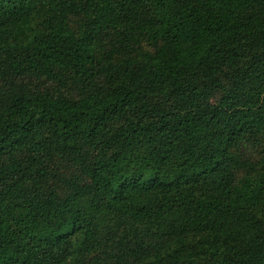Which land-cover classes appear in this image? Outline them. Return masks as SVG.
Returning <instances> with one entry per match:
<instances>
[{
	"label": "trees",
	"instance_id": "1",
	"mask_svg": "<svg viewBox=\"0 0 264 264\" xmlns=\"http://www.w3.org/2000/svg\"><path fill=\"white\" fill-rule=\"evenodd\" d=\"M0 264H264V0H0Z\"/></svg>",
	"mask_w": 264,
	"mask_h": 264
}]
</instances>
